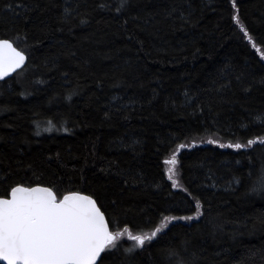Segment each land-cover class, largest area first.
Instances as JSON below:
<instances>
[{"label": "trees", "instance_id": "1", "mask_svg": "<svg viewBox=\"0 0 264 264\" xmlns=\"http://www.w3.org/2000/svg\"><path fill=\"white\" fill-rule=\"evenodd\" d=\"M119 3L0 0V38L27 57L0 82V194L95 192L113 231L166 225L134 255L124 232L104 264H264V0ZM197 201L198 218L165 220L197 217Z\"/></svg>", "mask_w": 264, "mask_h": 264}, {"label": "snow or ice", "instance_id": "2", "mask_svg": "<svg viewBox=\"0 0 264 264\" xmlns=\"http://www.w3.org/2000/svg\"><path fill=\"white\" fill-rule=\"evenodd\" d=\"M128 0H120L117 11L126 8ZM236 8V0H232ZM101 8L110 7L105 4ZM17 9L27 11L22 4L7 5L5 10L19 15ZM237 24L239 17L234 16ZM241 30L244 31L243 26ZM244 35L251 41V36L244 31ZM26 36V33H25ZM253 48L257 52L253 43ZM26 54L5 38H0V80L25 65ZM264 59V53L261 54ZM71 99V97H69ZM256 119L264 124V113L258 114ZM50 131L52 121H48ZM39 128V125H37ZM67 130V129H65ZM39 134V132L37 133ZM209 144L216 141L208 140ZM264 145V137L259 139ZM257 144L256 139H248L247 143H229L228 148L236 150L250 148ZM220 147L225 145L220 144ZM185 144L177 145L183 150ZM178 151H174L169 159L164 160L168 168V179L174 188L181 187L174 178L178 164ZM236 179V183H239ZM185 192L188 190L183 189ZM254 191L264 193V173L257 179ZM100 197L95 192L65 189L61 191L55 186H32L16 184L0 194V262L3 264H104L111 255L119 252L123 245L119 243L124 232L128 239L134 242L133 247L125 249L128 255H134L143 249L146 243H151L161 232L156 227L150 233L133 235L129 229L124 232L113 231L106 217V209L100 203ZM115 203V201H113ZM197 217H166V221L183 219L191 221L199 217L201 204L196 203Z\"/></svg>", "mask_w": 264, "mask_h": 264}, {"label": "water", "instance_id": "3", "mask_svg": "<svg viewBox=\"0 0 264 264\" xmlns=\"http://www.w3.org/2000/svg\"><path fill=\"white\" fill-rule=\"evenodd\" d=\"M26 63H27V59H26V62H25V65H26ZM24 65V66H25ZM24 66H22L21 68H19V69H17L15 72H13V73H10L8 76H6L3 80H0V82H3V81H6V80H8V79H11L16 73H18L19 71H21L23 68H24ZM0 264H3V262H0Z\"/></svg>", "mask_w": 264, "mask_h": 264}, {"label": "rangeland", "instance_id": "4", "mask_svg": "<svg viewBox=\"0 0 264 264\" xmlns=\"http://www.w3.org/2000/svg\"><path fill=\"white\" fill-rule=\"evenodd\" d=\"M169 167H171V166H170V165H167V166H166L167 172H168V168H169ZM176 174H177V173H176ZM175 176H176V175H175ZM175 176H174V177H175Z\"/></svg>", "mask_w": 264, "mask_h": 264}]
</instances>
